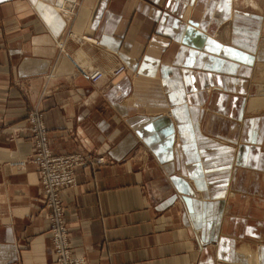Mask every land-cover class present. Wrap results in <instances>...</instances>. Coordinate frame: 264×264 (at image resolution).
<instances>
[{
	"label": "crops",
	"instance_id": "obj_1",
	"mask_svg": "<svg viewBox=\"0 0 264 264\" xmlns=\"http://www.w3.org/2000/svg\"><path fill=\"white\" fill-rule=\"evenodd\" d=\"M55 2L0 0V264H55L33 111L104 161L62 194L73 255L264 264V0Z\"/></svg>",
	"mask_w": 264,
	"mask_h": 264
},
{
	"label": "built area",
	"instance_id": "obj_2",
	"mask_svg": "<svg viewBox=\"0 0 264 264\" xmlns=\"http://www.w3.org/2000/svg\"><path fill=\"white\" fill-rule=\"evenodd\" d=\"M73 3L74 0L68 7L60 11L56 9V11L71 17ZM56 5L58 2H55ZM58 47H62L61 42L58 43ZM123 71L124 66L121 65L113 71V75L117 76ZM87 77L90 82L96 83L102 78V74L95 71ZM26 125L33 149L31 162L37 168L43 208L47 211L55 264H87L84 257L75 256L72 253L62 194L76 186L75 170L77 168L85 165H100L104 161L101 157L93 158L83 153L54 154L48 145L47 129L40 111L31 112L27 117Z\"/></svg>",
	"mask_w": 264,
	"mask_h": 264
},
{
	"label": "bare ground",
	"instance_id": "obj_3",
	"mask_svg": "<svg viewBox=\"0 0 264 264\" xmlns=\"http://www.w3.org/2000/svg\"><path fill=\"white\" fill-rule=\"evenodd\" d=\"M66 1H68V0H58V5L56 6V7H59V8H61L62 9V7H63V5H64V3L66 2ZM70 1H72V0H69V2ZM75 2H76V0H74V3L73 4H75ZM71 4V3H70ZM65 7V6H64ZM66 16V15H65ZM69 17V16H68ZM118 68V67H117ZM95 71H98V70H95ZM95 71H92V72H95ZM91 72V73H92ZM101 74H102V78L99 80V81H101L103 78H104V73L103 72H101V71H99ZM123 72H125V67H124V71ZM90 73V74H91ZM112 75H113V73H112ZM114 77H115V75H113ZM98 81V82H99Z\"/></svg>",
	"mask_w": 264,
	"mask_h": 264
},
{
	"label": "rangeland",
	"instance_id": "obj_4",
	"mask_svg": "<svg viewBox=\"0 0 264 264\" xmlns=\"http://www.w3.org/2000/svg\"><path fill=\"white\" fill-rule=\"evenodd\" d=\"M255 81V80H254Z\"/></svg>",
	"mask_w": 264,
	"mask_h": 264
}]
</instances>
